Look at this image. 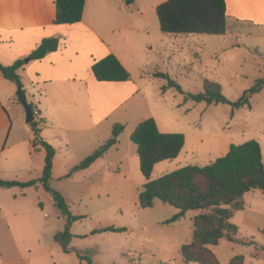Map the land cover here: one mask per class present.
Here are the masks:
<instances>
[{
    "label": "rangeland",
    "instance_id": "rangeland-1",
    "mask_svg": "<svg viewBox=\"0 0 264 264\" xmlns=\"http://www.w3.org/2000/svg\"><path fill=\"white\" fill-rule=\"evenodd\" d=\"M166 1H136L150 27L151 43L140 50L145 69L134 75L143 87L136 99L139 110L135 121L155 117L161 132L183 134L186 142L177 159L161 162L154 168L152 180L186 166H208L225 156L231 145L251 140L260 143L264 161V89L251 98L250 108L234 106L246 90L264 78V0H242L240 10L229 18L232 34L224 36L163 34L152 6ZM28 59L29 55L24 62ZM21 73V82L31 93V102L39 106L41 91L30 87L29 75ZM156 73L169 75L183 91L192 94L203 91L204 80L218 82L229 103L207 105L185 100L174 88L164 92L167 81L155 77ZM36 120L40 122V116ZM131 132L132 127H128L120 136L119 155L115 148L109 149L105 161L71 177L68 175L83 160L82 155L74 152L67 157L57 152L52 188L66 198L72 215L80 218L70 230L69 252H64L56 240L64 231L67 218L55 207L40 182L46 152L40 146L33 151L40 150V157L34 162L35 171L22 178L35 181V187L25 188L24 201L40 210L36 219L38 226L42 225L41 234L54 232L55 237L43 236L49 252L30 259V264H87L72 250L91 252L94 264H186L181 248L191 242L193 218L201 211H189L179 221L168 223L179 212L175 207L159 200L152 208L139 207V192L146 180L135 155L137 147L130 140ZM89 135L92 139L108 141L112 137L110 123L104 124L98 134ZM30 138L33 140L34 134ZM127 153L125 164L117 165L119 158ZM243 202L244 209L236 211L232 219L238 228L236 238L242 243L221 240L213 248L220 264H229L238 255L244 256V264H264V192H248ZM107 227L127 231L94 233Z\"/></svg>",
    "mask_w": 264,
    "mask_h": 264
},
{
    "label": "crops",
    "instance_id": "crops-1",
    "mask_svg": "<svg viewBox=\"0 0 264 264\" xmlns=\"http://www.w3.org/2000/svg\"><path fill=\"white\" fill-rule=\"evenodd\" d=\"M136 1L126 6L125 0L124 4L122 0H86L81 22L57 25L54 23V0H0V64L9 66L26 58L44 39H59L55 52L30 61L20 70V75L21 72L29 75L30 87L42 92L39 106H36L31 102V93L22 84L28 102L39 113L40 137L56 150V154L61 152L68 157L75 152L84 160L107 142L89 135L101 132L104 124L109 122L112 132L116 125L123 126L124 130L132 127V134L138 124L147 119L135 121L139 110L136 99L143 87L134 75L146 67L140 50L150 45L151 30ZM226 3V35H230L229 18L240 10L242 0H226ZM155 8L152 6V10ZM109 54L117 57L130 73L131 80L99 82L95 79L93 64ZM17 90V85L6 80L0 71V180L29 182L32 180L22 177L35 171L34 162L40 157V150L33 151L43 147L34 143L35 135L33 140L30 138L34 132L25 121ZM123 108L125 111L120 112ZM153 118L161 130L158 120ZM118 140L110 150L115 148L119 155ZM110 150L87 169L105 161ZM128 153L119 158L117 165L125 164ZM129 154L131 156L132 152ZM25 195V188L0 187V264H30V259L49 252L43 236L50 239L55 234L48 235L45 231L41 234L42 225L38 226L36 219L40 210L27 206Z\"/></svg>",
    "mask_w": 264,
    "mask_h": 264
},
{
    "label": "trees",
    "instance_id": "trees-1",
    "mask_svg": "<svg viewBox=\"0 0 264 264\" xmlns=\"http://www.w3.org/2000/svg\"><path fill=\"white\" fill-rule=\"evenodd\" d=\"M135 0H125V5L134 4ZM55 20L57 25H72L81 22L86 0H54ZM163 34L172 35H211L224 36L228 30L226 0H168L155 9ZM59 47L58 38L44 39L41 45L30 55V61L40 60ZM24 59H18L12 65L0 64L3 77L23 87L20 70L24 69ZM95 79L99 82H127L130 73L117 57L109 54L96 61L92 66ZM167 81L163 91L174 88L184 95L185 100L207 105L226 104L229 101L218 82L204 80L203 91L198 94L186 93L167 74L156 73ZM264 89V78L246 90L234 104L235 108L249 107L250 100ZM19 97V96H18ZM20 100V98H19ZM21 102V101H20ZM33 109L35 110L34 105ZM35 135L34 143H39L46 152L45 165L40 182L52 197L56 208L67 218L65 229L56 236L64 252H69L72 224L80 218L72 215L66 198L51 186L53 163L56 150L40 137L39 122L30 124ZM124 127L116 125L112 137L99 149L86 157L71 169L68 177L89 168L95 161L114 145ZM137 147L140 171L146 180L139 192L138 203L142 209L152 208L157 200L179 210L168 223L184 218L189 211H201L193 218V238L181 248V256L186 264H220L213 248L225 239L229 242L242 243L237 238L238 228L232 223L234 213L244 209L243 196L253 190L264 192V161L262 148L258 141L251 140L241 145H231L228 153L208 166H186L170 174L152 180V173L157 164L178 158L185 146V136L179 133H163L154 118L141 121L130 136ZM35 181L17 182L0 180V187L28 188ZM127 231L123 228L107 227L94 233ZM77 256L87 264H94L89 251H78ZM244 256L234 257L229 264H244Z\"/></svg>",
    "mask_w": 264,
    "mask_h": 264
},
{
    "label": "water",
    "instance_id": "water-1",
    "mask_svg": "<svg viewBox=\"0 0 264 264\" xmlns=\"http://www.w3.org/2000/svg\"><path fill=\"white\" fill-rule=\"evenodd\" d=\"M29 61L30 60L28 59L25 61V63ZM17 87H18L17 95L19 96L22 106L25 109L26 123L31 124L32 122L35 121L33 106L28 102L27 95L25 91L23 90L22 86L18 85Z\"/></svg>",
    "mask_w": 264,
    "mask_h": 264
},
{
    "label": "built area",
    "instance_id": "built-area-1",
    "mask_svg": "<svg viewBox=\"0 0 264 264\" xmlns=\"http://www.w3.org/2000/svg\"><path fill=\"white\" fill-rule=\"evenodd\" d=\"M34 116H39V113L36 110H34Z\"/></svg>",
    "mask_w": 264,
    "mask_h": 264
}]
</instances>
